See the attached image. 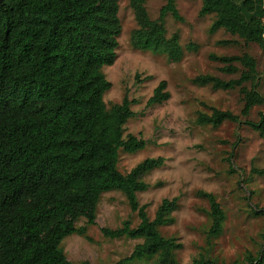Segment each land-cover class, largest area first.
Instances as JSON below:
<instances>
[{
	"label": "trees",
	"instance_id": "trees-1",
	"mask_svg": "<svg viewBox=\"0 0 264 264\" xmlns=\"http://www.w3.org/2000/svg\"><path fill=\"white\" fill-rule=\"evenodd\" d=\"M200 1V16H214L212 30H223L264 52V0ZM130 7L137 26L132 47L179 62V37L167 38L164 28L168 15L183 21L175 1L165 0L156 20L149 18L144 0H130ZM118 10V0H0V264H71L60 248L62 241L85 236L87 228H76V223L83 219L95 225L102 195L113 191L123 194L139 224L132 228L126 221L115 230L103 228L102 236L141 241L116 264L150 259L177 264L174 252L181 245L159 229L173 222L178 199L162 200L153 220L137 201L149 187L142 177L161 168L163 159L144 160L125 175L117 169L119 151L134 154L145 148L142 139L123 137L124 126L134 116L127 96L110 108L103 99L111 88L103 69L113 65L121 34ZM210 59L223 65L219 72L225 75L237 74L235 64L241 66L239 79L205 75L193 84L238 89L242 118L264 106V97L256 91L254 58L243 54ZM169 99L167 84L161 81L146 107ZM196 122L213 127L242 123L233 113L216 109L210 115L199 113ZM244 124L264 136V113L257 123ZM197 196L209 205V241L220 235L225 216L213 195L199 191ZM191 264L213 262L200 256ZM246 264H264V246L256 256L248 255Z\"/></svg>",
	"mask_w": 264,
	"mask_h": 264
},
{
	"label": "rangeland",
	"instance_id": "rangeland-1",
	"mask_svg": "<svg viewBox=\"0 0 264 264\" xmlns=\"http://www.w3.org/2000/svg\"><path fill=\"white\" fill-rule=\"evenodd\" d=\"M174 1L183 21L168 15L164 28L167 38L174 34L179 37L182 58L177 63L132 47L131 36L137 29L134 13L130 0H118L121 34L113 65L103 69L111 84L103 99L110 108L127 96L134 116L124 126L123 137L142 139L145 148L134 154L119 151L117 169L125 175L144 160L163 159L161 168L142 177L149 187L137 195V201L146 206L147 216L153 220L162 200L178 199V208L171 214L173 222L159 229L163 237L181 245L174 252L177 264H191L200 256L213 264H246V257L256 256L264 246V175L257 174L264 171V136L244 123H257L264 106L254 107L247 118H242L244 102L238 89L213 90L192 81L205 75L237 80L243 71L241 66L235 64L237 74L225 75L219 72L223 65L210 57L247 54L257 63L256 91L264 97V52L223 30H212L214 16H200V0ZM164 5L165 0H144L151 20L158 18ZM161 81L166 82L170 99L147 108V100ZM244 87L251 89L250 84ZM212 109L229 111L242 123L198 125V114L210 115ZM199 191L213 195L225 216L220 235L209 241V205L197 196ZM126 221L132 228L139 224L137 213L131 212L123 194L105 193L97 206L95 225L80 220L76 228L85 226L86 235L67 237L60 248L71 264H116L128 258L141 241L106 239L101 229L115 230Z\"/></svg>",
	"mask_w": 264,
	"mask_h": 264
},
{
	"label": "built area",
	"instance_id": "built-area-1",
	"mask_svg": "<svg viewBox=\"0 0 264 264\" xmlns=\"http://www.w3.org/2000/svg\"><path fill=\"white\" fill-rule=\"evenodd\" d=\"M263 39H264V33H263Z\"/></svg>",
	"mask_w": 264,
	"mask_h": 264
}]
</instances>
